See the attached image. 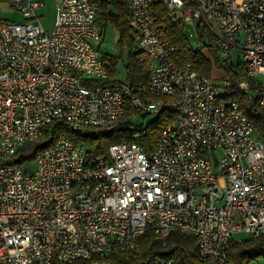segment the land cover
Returning <instances> with one entry per match:
<instances>
[{"label":"built area","instance_id":"obj_1","mask_svg":"<svg viewBox=\"0 0 264 264\" xmlns=\"http://www.w3.org/2000/svg\"><path fill=\"white\" fill-rule=\"evenodd\" d=\"M8 1L23 22L0 21V163L54 120L112 131L127 102L137 117H176L149 154L136 141L88 154L60 138L27 166L0 164V264H107L147 232L164 242L172 231L195 238L201 262L224 264L237 235L264 236V144L228 97L235 85L264 109V0H122L142 87L95 84L108 73L92 0H57L50 31L41 2ZM154 5L192 27L202 54L228 59L235 80L180 63Z\"/></svg>","mask_w":264,"mask_h":264},{"label":"trees","instance_id":"obj_2","mask_svg":"<svg viewBox=\"0 0 264 264\" xmlns=\"http://www.w3.org/2000/svg\"><path fill=\"white\" fill-rule=\"evenodd\" d=\"M92 1L97 6L96 23L102 35V42L108 26H111L117 33L119 45L121 47L126 46L129 51V61L125 66V82L141 87L147 85L148 72L144 64L135 61L136 50L126 21V7L123 1ZM149 13L157 23L164 27L166 37L178 49L180 63H190L194 70L207 76L211 75L212 70L216 68L232 81L235 80L236 75L228 66V59H219L209 46L207 48L212 56V61L201 54L199 50L193 49L184 34V27L179 23L171 22L162 6H152ZM199 41L204 42L201 38ZM204 45L206 44L204 43ZM103 61L108 79L105 82H96L95 84L103 87H114L123 83L117 79V57L105 54ZM228 97L238 102L240 109L251 122L254 130L264 138V109L259 106L257 100L248 98L235 85L228 89ZM145 117V115L135 116L131 105L127 102L122 117L112 131L94 132L91 129H86L84 133H77L72 131L65 121L54 120L43 129L42 136L38 140L19 148L12 157L0 164L27 166L35 160L41 151L60 138L83 143L88 154L106 155L109 146L132 141L138 142L142 150L149 154L155 148L159 133L174 121L176 114L165 108L158 117L144 125L141 119L144 120ZM49 136H51V140L47 142ZM163 243L165 244L163 245ZM108 259L109 264H157L160 259L170 260L173 264H212L201 262L197 257L195 238L179 231H172L164 242L156 239L153 233L147 232L141 237L137 252L117 251ZM260 260L264 261V236L233 241L224 264H253ZM53 264L60 263L54 262ZM66 264L90 263L84 260H76Z\"/></svg>","mask_w":264,"mask_h":264},{"label":"rangeland","instance_id":"obj_3","mask_svg":"<svg viewBox=\"0 0 264 264\" xmlns=\"http://www.w3.org/2000/svg\"><path fill=\"white\" fill-rule=\"evenodd\" d=\"M41 1L43 2V8H41V10L38 11V14H40L39 23L43 26V28L46 31H50L52 28L54 17H55V2L56 1L55 0H41ZM10 9H11V12L13 13L11 14V16L8 17V20L12 22L16 21L17 23L23 22L22 19L20 21L21 15H19L17 12L15 13V11L11 7ZM184 34L190 46L195 50H199L198 49L199 44H198L197 39H195L193 36H189L190 34H193V30L191 26L187 25L185 27ZM117 38L118 36H117V33L114 31V29L111 26H108L105 32L104 41L101 42L100 44V52L102 55L107 54V55L117 57L118 59L117 79L120 82H125L126 81L125 66L128 64V61H129V51L126 46L121 47L119 45ZM203 55L207 57L210 61L213 60L212 56H210L207 52L203 51ZM232 61L235 62V58H233ZM216 70L217 72H214ZM219 72L220 71H218V69L214 68L211 72V76L213 78L218 79L223 74V72L222 73H219ZM260 79L264 80V76H261ZM153 118L154 117L146 116L144 120L141 119V122H143V124L145 125L148 121L153 120ZM254 137L256 140L264 144V138L259 136V134L256 131L254 132ZM236 238L238 240H244V239L249 238V236L245 234H239L236 236ZM137 250H138V247L136 250H132V252H137ZM107 264H109V259H108Z\"/></svg>","mask_w":264,"mask_h":264},{"label":"crops","instance_id":"obj_4","mask_svg":"<svg viewBox=\"0 0 264 264\" xmlns=\"http://www.w3.org/2000/svg\"><path fill=\"white\" fill-rule=\"evenodd\" d=\"M35 1L41 2L43 4V2L41 0H35ZM55 1L57 2V0H55ZM56 2H55V4H56ZM39 10H41V8ZM12 13L13 12H11L9 1L8 0H0V21H9L8 17L11 16ZM39 16H40V14H38V17ZM5 18H7V19H5ZM21 19L23 20V18L20 16V21H21ZM9 22H12V21H9ZM218 71H220V70H218ZM214 72H217V70ZM219 73H222V71H220ZM222 76H223V74H222ZM222 76H220V77H222Z\"/></svg>","mask_w":264,"mask_h":264}]
</instances>
